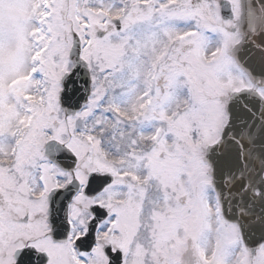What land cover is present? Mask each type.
Instances as JSON below:
<instances>
[{
    "label": "snow or ice",
    "instance_id": "1",
    "mask_svg": "<svg viewBox=\"0 0 264 264\" xmlns=\"http://www.w3.org/2000/svg\"><path fill=\"white\" fill-rule=\"evenodd\" d=\"M0 264H264V0H0Z\"/></svg>",
    "mask_w": 264,
    "mask_h": 264
}]
</instances>
